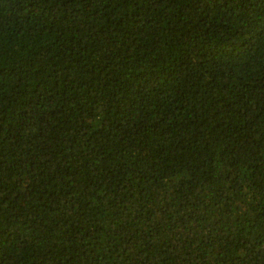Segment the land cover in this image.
I'll list each match as a JSON object with an SVG mask.
<instances>
[{"label":"trees","instance_id":"trees-1","mask_svg":"<svg viewBox=\"0 0 264 264\" xmlns=\"http://www.w3.org/2000/svg\"><path fill=\"white\" fill-rule=\"evenodd\" d=\"M0 264H264V0H0Z\"/></svg>","mask_w":264,"mask_h":264}]
</instances>
